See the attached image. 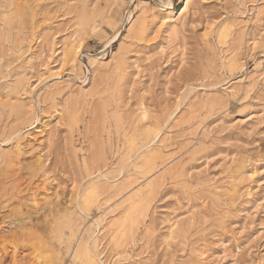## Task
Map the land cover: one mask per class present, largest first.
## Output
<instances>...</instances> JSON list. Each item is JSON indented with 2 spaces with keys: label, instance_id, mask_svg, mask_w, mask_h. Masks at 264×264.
Wrapping results in <instances>:
<instances>
[{
  "label": "rangeland",
  "instance_id": "rangeland-1",
  "mask_svg": "<svg viewBox=\"0 0 264 264\" xmlns=\"http://www.w3.org/2000/svg\"><path fill=\"white\" fill-rule=\"evenodd\" d=\"M180 1L0 0V236L40 232L56 264L79 243L96 264H264V0L164 19Z\"/></svg>",
  "mask_w": 264,
  "mask_h": 264
},
{
  "label": "bare ground",
  "instance_id": "bare-ground-1",
  "mask_svg": "<svg viewBox=\"0 0 264 264\" xmlns=\"http://www.w3.org/2000/svg\"><path fill=\"white\" fill-rule=\"evenodd\" d=\"M190 1L191 0H181L180 1V5L177 8H172V9L168 10L167 15L165 16L164 19H166L168 21L173 20L175 22L182 23L183 19L185 18V15H186V13L188 11V6H189ZM170 5L171 4H170V1H169L166 4V7L168 8ZM78 49H80V48L78 47ZM76 51H78V50H76ZM88 63L90 65V67L93 69L94 73H95V71H97L98 67L101 66V63L99 62V60L94 58V57H89L88 58ZM36 131H38V130H36ZM150 135H151L150 132H148V131L144 132V139L145 140L148 139V137ZM156 135L157 134H154L152 138H155ZM152 138H151V140H152ZM128 143L130 144L131 148H133V146L135 145L134 140H132V139H128ZM146 146H147V142L145 143L144 147H146ZM156 154H157L156 151L147 150L146 153H144L142 156H140L141 159H146L147 160L146 169H150V165H151V162H152L151 160H153L152 158H155V157L157 158ZM146 156H152L151 160H150V158L148 159ZM93 184L94 183H91V185L88 188L89 190L86 191L81 196L82 206L84 208H88L89 205L94 202V199H95V188H94ZM138 196H140V195H138ZM138 199H140V197H138ZM5 208H6V206H5ZM138 208H140V201H137V200L131 201L130 209L128 210V212H126L125 218L123 220H121V227L122 228H126L127 224L132 222V218H131V214L132 213H131V211L137 210ZM36 211H38V210H36ZM12 215L14 217V214H12ZM27 215H30V213L27 214ZM31 215H32V213H31ZM21 216H23V215H21ZM56 216H57V218L54 221L53 226L51 224V226L48 228V234L47 235H48V239H50V240L51 239H56V241L58 243L62 244V241H63L62 239H63V236L65 234V232L63 233V229L64 228H68L70 230L69 233H70L71 237H73L74 233H73V231H72V229H71V227L69 225L68 220L64 217V215H56ZM24 217L25 216H23L22 218H20V217L19 218H14L13 220L9 221V223L13 224V225H14V223H18V224L19 223H23L24 224L25 220L27 221V219H28V221H29L28 217H26V218H24ZM50 217H51V215H50ZM2 223H3V221H2ZM17 227H19V226H17ZM16 229H18V228H16ZM16 229H14V230H16ZM27 230L29 231V232L27 231V233L24 232V230H20V231L17 230V231L12 232V234L10 233V235H8V236H6V235H4V236L1 235L0 236V256L2 255L1 256V261H4V259L7 256H10L11 260L7 257L10 260V262H9L10 264H56L54 261L55 260L56 261L60 260V258L57 256V254L54 255L49 250V248H47V246H45L47 242H46V240H44L42 238V236L40 235V232H39V234H35V233H30V232L33 231L32 229H31L32 231L29 228ZM37 230H38V228H37ZM87 244L86 243H79L77 246L75 245L76 248H75V251H74V254H73V257H72V262H73L72 264H75L76 261L79 264H96L95 258L92 255V253L90 252ZM10 251H12V255H9ZM19 254L22 255V256L19 257L18 256ZM18 257H19V259H17ZM9 263H7V264H9ZM0 264H3V263L0 262Z\"/></svg>",
  "mask_w": 264,
  "mask_h": 264
}]
</instances>
